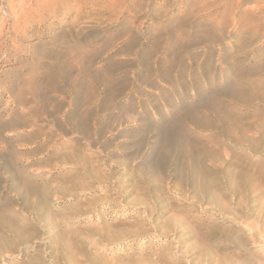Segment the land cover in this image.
Instances as JSON below:
<instances>
[{"label": "rangeland", "instance_id": "374dc122", "mask_svg": "<svg viewBox=\"0 0 264 264\" xmlns=\"http://www.w3.org/2000/svg\"><path fill=\"white\" fill-rule=\"evenodd\" d=\"M0 264H264V0H0Z\"/></svg>", "mask_w": 264, "mask_h": 264}]
</instances>
